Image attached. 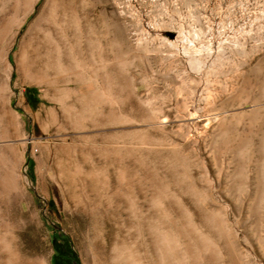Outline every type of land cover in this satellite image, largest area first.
<instances>
[{"label": "rangeland", "instance_id": "rangeland-1", "mask_svg": "<svg viewBox=\"0 0 264 264\" xmlns=\"http://www.w3.org/2000/svg\"><path fill=\"white\" fill-rule=\"evenodd\" d=\"M197 262L264 264V0H0V264Z\"/></svg>", "mask_w": 264, "mask_h": 264}, {"label": "bare ground", "instance_id": "bare-ground-1", "mask_svg": "<svg viewBox=\"0 0 264 264\" xmlns=\"http://www.w3.org/2000/svg\"><path fill=\"white\" fill-rule=\"evenodd\" d=\"M67 10H68V9H67ZM65 12H66V11H65ZM65 12H64V13H65ZM81 13H82V12H81ZM85 21H86V20H85ZM86 23H87V21H86ZM59 24H60V23H59ZM64 25H65V23H64ZM64 25L61 24V26H64ZM88 26H89V25H88ZM50 27H52V26H50ZM79 27H81V25H80ZM79 27H78V28H79ZM53 28H54V27H53ZM78 28H77L76 31H79V32H80V30H78ZM54 29H58V25H57V28L55 27ZM62 29H63V31L65 30V29L62 28V27H60V28L58 29V30H60V31H59L60 33H61V30H62ZM81 30H82V29H81ZM53 31H54V30H53ZM64 32H65V31H64ZM64 32H63V33H64ZM52 33H54V34L56 33V34L58 35L57 32H52ZM80 33H81V32H80ZM54 34H53V35H54ZM61 34H62V33H61ZM64 34H65V33H64ZM66 34H67V32H66ZM66 34H65V35H66ZM62 35H63V34H62ZM68 35H69V34H68ZM80 35H81V34H80ZM63 36H64V35H63ZM50 38H52V36H50ZM44 40H45V39H44ZM55 40H56V39H55ZM55 40H54V38H53V41H52V39H51V42L53 43ZM89 40L91 41V39H89ZM11 41H12V40H11ZM65 41H66V40H65ZM45 42L47 43V41H45ZM46 43H45V44H46ZM48 43H49V41H48ZM48 43H47V44H48ZM55 43H56V42H55ZM55 43H54V45H55ZM91 43H93V42H91ZM89 44H90V43H89ZM48 45H49V44H48ZM52 45H53V44H52ZM56 45H57V44H56ZM90 45H91V44H90ZM12 46H13V45H12ZM46 46H47V45H46ZM49 46H50V47H49ZM49 46H47V47L50 48V49L47 50V51H51V47H52V46H51V45H49ZM57 46H58V45H57ZM90 47H91V46H90ZM48 48H47V49H48ZM56 48H57V47H56ZM58 48H59V46H58ZM59 49H60V48H59ZM90 49H91V48H90ZM44 50H45V49H44ZM52 50H53V49H52ZM71 50H72V48H71ZM72 51H73V50H72ZM54 52H56V51L54 50ZM48 54H49V53H48ZM48 54H47V55H48ZM53 54H54V53H53ZM53 54L51 53L52 56H53ZM51 55H50V56H51ZM53 62H54V61H53ZM59 62H60V61H59ZM55 63H56V61H55ZM55 63H54V65H55ZM51 64H53V63L51 62ZM58 66H59V65H58ZM58 66H57V64H56V69L59 68ZM213 116H214V115H213ZM118 191H119V190H118ZM128 192H129V191H128ZM115 198H116V197H115ZM93 208H94V207H93ZM164 208H165V207H164ZM170 209H171V208H170ZM119 212H120V211H119ZM167 239H168V237H167ZM166 241H167V240H166ZM160 242H161V241H160ZM161 243H162V242H161ZM164 244H165V243H164ZM162 247H163V246H162ZM164 247H165V246H164ZM178 249H180V248H178ZM193 255H194V254H193ZM135 260H136V259H135ZM133 261H134V260H133ZM196 261H197V260H196ZM134 263H135V262H134ZM197 263H198V262H197ZM197 263H196V264H197ZM198 264H199V263H198Z\"/></svg>", "mask_w": 264, "mask_h": 264}]
</instances>
